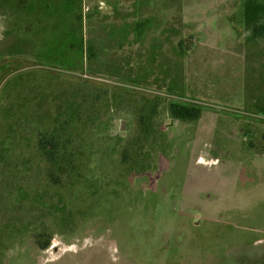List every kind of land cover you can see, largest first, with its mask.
I'll list each match as a JSON object with an SVG mask.
<instances>
[{"label":"rangeland","instance_id":"rangeland-1","mask_svg":"<svg viewBox=\"0 0 264 264\" xmlns=\"http://www.w3.org/2000/svg\"><path fill=\"white\" fill-rule=\"evenodd\" d=\"M247 1L0 0V264H264V0L250 25ZM85 89L112 118L90 171L55 186L38 139ZM171 104L203 113L172 123Z\"/></svg>","mask_w":264,"mask_h":264},{"label":"trees","instance_id":"trees-1","mask_svg":"<svg viewBox=\"0 0 264 264\" xmlns=\"http://www.w3.org/2000/svg\"><path fill=\"white\" fill-rule=\"evenodd\" d=\"M255 5V1H247L245 19L247 25L253 22L256 23L255 21H257V17L260 14L259 8ZM138 28L141 30L145 27L141 26ZM94 56L93 46L86 47L85 42H83L79 58L83 61L84 59L88 60L87 58L89 57L94 58ZM56 65L58 64L53 63V65L49 66L56 67ZM80 65H82L81 62L79 64L71 63L61 66L71 71L76 70L77 66ZM79 70H84V68ZM88 70L93 72L91 68H87ZM103 95L100 91L85 89L81 99L82 103L75 96H71L68 98L69 101H67L68 111L71 114H68L65 122H60L59 118L56 121L58 122L57 130L55 128L52 129V127L48 130V136L43 133L40 135L38 145L43 155L47 157L48 181L53 185H61L67 179L80 178L83 173L90 171V164L85 161L93 156V149L98 141V135L100 136L101 132L105 135L107 132L106 123H104V120L102 121L101 115L106 119L112 118L109 112L111 101L103 98ZM170 113L175 120L198 121L202 116L203 110L195 106L171 104ZM98 116L99 120H97ZM100 123H102L101 129L97 128L100 127L98 126ZM95 128L98 129V132L94 131Z\"/></svg>","mask_w":264,"mask_h":264},{"label":"crops","instance_id":"crops-1","mask_svg":"<svg viewBox=\"0 0 264 264\" xmlns=\"http://www.w3.org/2000/svg\"><path fill=\"white\" fill-rule=\"evenodd\" d=\"M130 20H132L130 18ZM129 20V23L126 22V17H125V24L124 27H122L118 32H120V36L123 35L124 41L126 42L129 40V38L132 37L133 32H132V22ZM127 24H128V31H127ZM118 33H116L117 35ZM119 37V36H116ZM120 44V43H119ZM208 48V47H207Z\"/></svg>","mask_w":264,"mask_h":264},{"label":"flooded vegetation","instance_id":"flooded-vegetation-1","mask_svg":"<svg viewBox=\"0 0 264 264\" xmlns=\"http://www.w3.org/2000/svg\"><path fill=\"white\" fill-rule=\"evenodd\" d=\"M208 48H210V49H211V47H208ZM204 49H207V47H204ZM212 49H213V48H212ZM174 121H176V120H175V119H173V120H172V123H174ZM122 124H123V123H122ZM123 128H124V125H122V130H123ZM200 163H202V164H204V165H208V164H207V162H206V161H204V160H201V161H200Z\"/></svg>","mask_w":264,"mask_h":264},{"label":"water","instance_id":"water-1","mask_svg":"<svg viewBox=\"0 0 264 264\" xmlns=\"http://www.w3.org/2000/svg\"><path fill=\"white\" fill-rule=\"evenodd\" d=\"M123 125H124V122H123Z\"/></svg>","mask_w":264,"mask_h":264}]
</instances>
